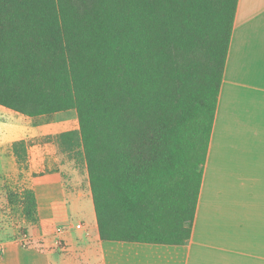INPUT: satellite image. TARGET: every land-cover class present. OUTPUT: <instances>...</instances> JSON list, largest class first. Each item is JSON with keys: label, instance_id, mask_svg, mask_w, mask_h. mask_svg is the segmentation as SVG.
I'll return each mask as SVG.
<instances>
[{"label": "trees", "instance_id": "obj_1", "mask_svg": "<svg viewBox=\"0 0 264 264\" xmlns=\"http://www.w3.org/2000/svg\"><path fill=\"white\" fill-rule=\"evenodd\" d=\"M238 1L0 0V105L77 112L45 139L85 164L103 240L192 237ZM9 200L38 222L34 190Z\"/></svg>", "mask_w": 264, "mask_h": 264}, {"label": "crops", "instance_id": "obj_2", "mask_svg": "<svg viewBox=\"0 0 264 264\" xmlns=\"http://www.w3.org/2000/svg\"><path fill=\"white\" fill-rule=\"evenodd\" d=\"M65 115L55 118L64 128L59 132L71 130ZM6 119L0 120L3 143L52 133L21 116ZM5 150L0 146V165ZM27 151L28 185L20 193L35 191L39 220L28 223L26 242L19 237L1 244L0 264H264V0L238 1L193 233L186 244L103 240L86 167L82 174L72 168L70 179L45 173L35 183L33 172L50 164L68 169L61 160L66 154L53 142L32 144ZM9 158L15 172H25L12 148ZM72 208L86 210L92 222L70 219ZM62 214L68 215L59 218Z\"/></svg>", "mask_w": 264, "mask_h": 264}, {"label": "rangeland", "instance_id": "obj_3", "mask_svg": "<svg viewBox=\"0 0 264 264\" xmlns=\"http://www.w3.org/2000/svg\"><path fill=\"white\" fill-rule=\"evenodd\" d=\"M1 110H4L2 113L0 112V120H7L6 115H11V116H18L22 117L24 121L31 120V123L35 127H39L42 130H44L42 126H46L47 130H51L50 134H56L55 132H59L63 130V126L59 127L56 124L55 118H59L62 116H70L71 124L69 125L68 128H78L79 127V120H78V115L77 112H68V113H62L59 112L56 115H51V116H39L35 118H28L27 116L20 114L18 112H15L11 109H8L4 106H0ZM61 113V114H60ZM72 115V116H71ZM4 133V130L0 129V146L6 147L5 150V157L1 160V165H0V244H3L6 241L10 240H16L19 237H21L24 234H28V223L30 222L25 215L23 214L22 211V206L20 203L12 202L9 200V194L10 193H17L19 194L20 191L25 188L28 184L26 182L27 175H26V169L28 168L27 166V159L19 164L20 168L23 170L25 169V172H21L18 170V172H15L14 169L12 168V162L10 160V155H11V148L13 149V142L12 144L10 143H3V138L2 135ZM47 135L43 136H36V137H31L30 139V145L32 144H40L44 142H51L46 140ZM54 143V142H53ZM56 144V143H55ZM28 146V147H29ZM66 154V153H65ZM27 158H28V151H27ZM63 159V164L67 166L68 169H63L56 165V164H50L47 166V168H44L39 171H34L32 174L33 180H35V183L38 182V180L42 179L45 173H49L51 177H62L63 179H70V174H71V169H78L80 173H84V163H76L75 159L70 158L67 154L65 156H62ZM5 168V169H4ZM21 182V180H23ZM34 184V183H33ZM68 187L73 188L71 184L68 182ZM95 216V210L93 211ZM69 217L73 221H81L82 223H88L92 222V217L90 218V215L86 210L84 212L78 211L74 208L69 210ZM68 214H62L59 216V218L66 217ZM0 249H2V246H0Z\"/></svg>", "mask_w": 264, "mask_h": 264}, {"label": "built area", "instance_id": "obj_4", "mask_svg": "<svg viewBox=\"0 0 264 264\" xmlns=\"http://www.w3.org/2000/svg\"><path fill=\"white\" fill-rule=\"evenodd\" d=\"M80 226H81V224H78V225H77V227H80ZM58 231H61V229L58 228ZM20 238H21V240H22L23 242H26L27 239H28V236H27V234H24V235H22ZM0 246H1V244H0Z\"/></svg>", "mask_w": 264, "mask_h": 264}]
</instances>
